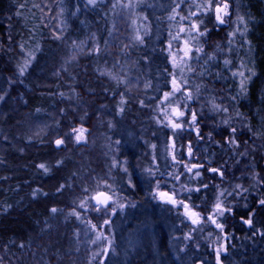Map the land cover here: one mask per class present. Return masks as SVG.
I'll return each instance as SVG.
<instances>
[{
  "label": "trees",
  "instance_id": "1",
  "mask_svg": "<svg viewBox=\"0 0 264 264\" xmlns=\"http://www.w3.org/2000/svg\"><path fill=\"white\" fill-rule=\"evenodd\" d=\"M226 2L224 26L211 12L191 17L208 30L193 33L191 71L183 72L193 99L177 93L169 101L196 113L198 137L189 114L174 135L161 103L171 90L169 73L181 75L169 42L177 52L186 33L172 36L189 25L169 16L179 4L187 17L196 10L191 0H133L132 8L120 6L127 0H97L96 7L87 0H0V264H216L208 246L221 236L220 264H264V0ZM238 17L244 34L232 37ZM29 53L35 59L21 76ZM249 69L255 75L241 93L232 74L249 76ZM80 127L87 130L82 144L72 138ZM169 136L178 165L160 164L159 145ZM60 138L65 143L58 148ZM185 163L203 165L193 170L202 175L186 172ZM157 182L163 191L200 188L187 191L184 201L205 218L201 227L154 200ZM105 188L126 205L111 222L106 253L103 240L91 243L96 232L87 223L101 231L102 211L78 207ZM218 197L232 210L217 218L223 232L206 219ZM135 226L143 230L129 238Z\"/></svg>",
  "mask_w": 264,
  "mask_h": 264
},
{
  "label": "snow or ice",
  "instance_id": "2",
  "mask_svg": "<svg viewBox=\"0 0 264 264\" xmlns=\"http://www.w3.org/2000/svg\"><path fill=\"white\" fill-rule=\"evenodd\" d=\"M181 2H183V0H181ZM192 4L195 5V11H190L189 15L186 16H182L179 11V4L176 5L175 8H173L172 10V15L169 16L170 20H176V18L179 16L180 21H184V20H189V25L185 26L183 24H181L179 31L176 35L172 36V40H181V34L182 33H186V38L182 39V46L180 48L177 49V52H173L172 51V44L171 41L169 42L168 45V53L169 56L171 58V62H172V66L173 68H178L180 70L181 75L179 76V78H177L176 73H169V75L172 77L170 80V85H171V90L168 92H164L163 93V98L161 100V103L164 104V109L162 111V115L164 116V119L166 120V127H170L173 130V134L175 135L177 130H183L185 127V121H184V117L186 116V114L190 115V121H188L189 127L193 128V130L196 132L197 136H200V130L198 127H196V121H197V115L196 113L193 111L191 113H188L187 111V104L185 103V108L182 110L180 108V104L179 102H176L175 105L173 103H170L169 101L175 97L177 95V93H182L183 97L185 99V101L187 100H191L193 99V95L192 92L189 91L186 88V85L188 83V81L183 77V72L184 69H188L189 71H191V66L188 63V61L190 59H192L190 53L193 51L191 45H190V41L192 39H195L196 37L193 36V33H197L198 36H206L207 35V29H205L204 31L200 30V23H202V21L200 22H196V21H192L191 17L192 16H197V15H201V14H207L209 12H211L214 17H215V21L218 25H223L225 23H227V21L225 20V17L230 15L229 12V4L226 2V0H215V3L213 2V0H203V3L198 2V0H191ZM87 4L92 6V7H96L97 4V0H87ZM117 5L114 4L113 7L115 8ZM121 7L123 8H132L133 7V0H127V3H121L120 4ZM22 7V5H21ZM19 15V13H17ZM239 20V24H237L236 28L234 31L230 32L229 35L232 37H235L237 33H240V35H243L244 33L241 31L240 29V24H244V19L243 17H238ZM135 23V21L133 22ZM245 30L247 28L246 24L244 25ZM59 38V37H57ZM138 40L142 41V37L139 36V34H137L136 37ZM230 45L232 44V41L229 40L228 42ZM23 48V46H21ZM95 51H98V49H95ZM195 51L197 53L203 52V48L202 47H197L195 48ZM177 53H182L181 55H177ZM29 58L26 59L24 61L23 66H21L19 68V74L21 76H23L27 70V68L30 66L31 61L35 59V56L32 53H29ZM210 59H213L214 57H209ZM196 59H199V56L196 57ZM225 65H228L230 63L229 60H225L224 61ZM244 66L241 65V68H243ZM250 72L249 76H245L244 71H237V72H233V77L239 78V86H240V91L241 93L246 92V82L248 80L251 79V75H255L254 72H251V70H248ZM3 97L0 96V100H2ZM125 101L123 100V98L121 99V104H123ZM215 110H221L219 105H214L213 106ZM123 107L120 108V112H123ZM223 111H227L226 108L222 109ZM160 122V121H158ZM225 123H227V121H225ZM86 129L83 127L80 128H73L72 129V133H74L73 135V139L75 140L76 143H81V142H86L85 139V133H86ZM231 131L233 133L236 132L235 128H232ZM202 138V137H201ZM230 143L236 145L237 147L239 146L236 143L235 137H232L231 140L229 141ZM65 141L64 139L60 138V139H56L55 140V145L59 148L60 146L64 145ZM153 147H155V145H153ZM175 148L176 145L173 142L172 144V160L175 163H181V161L177 160V157L175 155ZM187 156L189 158L192 157V149L191 146L189 145L188 150H187ZM62 163V162H58ZM38 167L40 169H42L45 173H47L49 171V168L45 165V164H40L38 165ZM185 170L188 173H193V176L195 178H199L202 174L199 171H193L194 169H199L201 167H203V165H199V164H191L190 166L185 163L184 164ZM125 171H127V169H125ZM150 174L154 175V173H152L151 169L147 170ZM207 171L214 173L220 177L224 176V172L221 169L218 168H208ZM174 178L176 180H179V176L178 175H174ZM109 189H111V186L108 185L107 186ZM203 187H207V185H203ZM237 187H241L240 185H237ZM63 189V185L61 186L60 189H58V191ZM189 192L192 191H196L199 192L200 188L197 187L195 189L192 188H187L186 189ZM85 191H87V189H85ZM116 195L115 191H103V190H97L95 191L93 194H91L88 197H85L84 200H82L78 207L81 209H85L87 210V208H92L93 211L96 212H101L102 210L107 211L109 210V205L110 204H116V201L113 199V197ZM221 196H223V192L220 193ZM154 196L156 198H159L162 202L167 203V204H171L173 206H179L183 208V212L184 214L191 220L192 224L196 225V224H200L202 222L203 219H205L204 217H202L200 215V213L194 211L192 208H190V206L188 204H186L184 202V200H178L177 197V193L175 191L169 193L168 191H163L160 190V186H159V182H157L156 184V191L154 193ZM89 201H91L92 203L89 204ZM260 205L264 206V199L259 201ZM118 207H125V205L123 204H119L117 205ZM51 211L53 213L57 212L58 210L56 208H52ZM113 214H114V209H112ZM232 210L230 208H226L223 205V202L219 199V197L217 198V201L214 205V210L213 212L206 217V219L208 221H210L212 224H214L216 226V228L220 229L221 232H223L224 229V225L222 223H218L217 219L218 217H222L224 215L225 212H231ZM71 215H74L77 217V219H80L81 214L75 210L72 211ZM215 217V218H214ZM245 224H248L249 226H251L252 221L250 219L244 220L243 221ZM87 223L90 225L92 231L96 232L95 238L91 240V243L96 244L98 241H102V240H107V237L104 235V233L102 231H99L97 229V225L96 224H92L90 221H87ZM110 221L109 220H105L104 224H102L100 227L103 228L104 225L109 224ZM105 253L107 252V248L104 249ZM216 253H217V260H218V264H219V255H220V249H216Z\"/></svg>",
  "mask_w": 264,
  "mask_h": 264
},
{
  "label": "rangeland",
  "instance_id": "3",
  "mask_svg": "<svg viewBox=\"0 0 264 264\" xmlns=\"http://www.w3.org/2000/svg\"><path fill=\"white\" fill-rule=\"evenodd\" d=\"M229 12H230V7H229ZM230 15L225 17V20L228 22V19H229ZM227 23L223 24L222 26L226 25ZM164 123L166 124V120L164 121ZM169 129L173 132V130L169 127ZM177 132V131H176ZM170 137V136H169ZM167 138L168 141H162L159 145V149H158V152L160 154V164L163 165L164 163L167 164V166L169 165H178V163H175L173 160H172V144L174 142V140L170 137V138ZM85 139L87 140V131L85 133ZM84 143V142H81V144ZM175 143V142H174ZM176 145V144H175ZM175 155H176V148H175ZM159 166V164H157ZM171 165V166H172ZM188 165L190 166L191 164L188 163ZM158 168V167H157ZM185 168V167H184ZM183 168V169H184ZM195 170V169H194ZM187 172V171H186ZM103 191H107L106 188L103 190ZM156 190H154L153 192V197H154V200H156L157 202L159 203H163V204H166V205H169V206H172L174 207L175 209H179L181 211V214L186 218V220L195 228H198V227H201L202 225V222L200 224H192L191 220L184 214L183 212V208L182 207H179V206H173L171 204H167V203H164L162 202L159 198H156L154 196V193H155ZM175 191L177 193V199L178 200H185L184 199V196L188 193L187 190L183 189V188H180L178 187L176 190H170L168 191L169 193ZM113 199L116 201V204H110L109 205V210L107 211H104L102 210V215H103V224H104V221L105 220H109L110 223L109 224H106L103 226V228H101V231L104 233V235L107 237V240H103V242L105 243V248H107V245L109 246V241H110V238H111V235H112V226H111V222L113 220V218L118 214V212H120L121 207H118L117 205L119 204H123L121 203V198L118 197V194H116ZM185 202V201H184ZM186 203V202H185ZM188 204V203H186ZM125 205V204H123ZM189 205V204H188ZM126 206V205H125ZM190 206V205H189ZM191 208V207H190ZM112 209H114V214H113V211ZM195 211V210H194ZM198 212V211H196ZM199 213V212H198ZM215 218V217H214ZM219 218V217H218ZM217 219V218H216ZM217 222L219 223V220L217 219ZM212 227L215 229V230H219L218 228H216V226L214 224H212ZM143 230V228H139L138 226H135L134 227V230H132L131 234H129V238H132V237H135L139 232H141ZM222 240L217 238V237H214V240H212L213 242L211 243V245L208 246V249L211 253H214L215 254V262L216 264H218V260H217V253H216V249H220V255L222 253L225 252V249H226V238L224 236H221ZM103 264V263H102ZM199 264H203L202 262L199 263ZM220 264V262H219Z\"/></svg>",
  "mask_w": 264,
  "mask_h": 264
}]
</instances>
